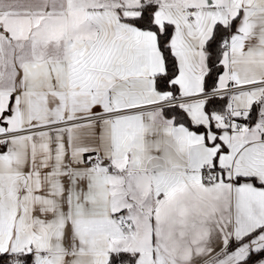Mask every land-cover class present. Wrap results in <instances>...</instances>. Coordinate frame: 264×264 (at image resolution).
Masks as SVG:
<instances>
[{
	"label": "snow or ice",
	"instance_id": "snow-or-ice-1",
	"mask_svg": "<svg viewBox=\"0 0 264 264\" xmlns=\"http://www.w3.org/2000/svg\"><path fill=\"white\" fill-rule=\"evenodd\" d=\"M0 264H264V0H0Z\"/></svg>",
	"mask_w": 264,
	"mask_h": 264
}]
</instances>
